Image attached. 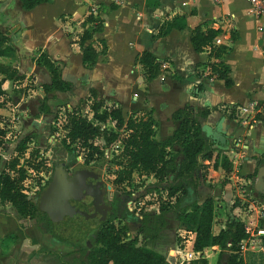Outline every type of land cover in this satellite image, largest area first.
<instances>
[{
  "label": "crops",
  "instance_id": "0c3cea01",
  "mask_svg": "<svg viewBox=\"0 0 264 264\" xmlns=\"http://www.w3.org/2000/svg\"><path fill=\"white\" fill-rule=\"evenodd\" d=\"M94 8L103 27L86 46L92 45L102 54L94 65L84 66L80 37ZM250 10L248 0H223L220 4L213 0H46L30 11L22 9L20 0H0V31L8 37L4 48L11 50L2 62L24 77L5 86L26 79L21 69L48 72L36 63L46 54L61 67L62 79L72 85L70 91L51 96L69 94L77 100L86 95L108 107L118 104L125 119L130 109L143 118L151 116L156 140L174 134L177 124L173 115L186 105L197 115L208 110L209 115L200 117V122L216 150L214 159L226 153L233 162L234 177L248 180L264 205L260 199L264 197V14L257 18ZM68 19L70 29L64 26ZM170 25L172 29L165 33ZM198 27L220 32L214 43L227 48L223 61L231 71L233 87L227 88L223 80L208 74V64L217 60L210 58V48L201 53L194 50L192 37ZM144 52L156 58L158 68L168 66L151 81L138 63ZM50 81L51 77L45 84ZM253 103L259 105L258 114L249 125L230 113L232 107L249 108L252 113ZM211 162L204 164L210 166ZM221 170L212 166L209 178ZM259 175L263 181L260 191L256 190ZM230 187L224 188L225 200L231 197ZM202 190L201 186L204 202L216 199L220 187L211 196ZM12 208L0 201V264H63L54 255L62 248ZM224 227L217 232L214 227V233Z\"/></svg>",
  "mask_w": 264,
  "mask_h": 264
},
{
  "label": "trees",
  "instance_id": "16d2710c",
  "mask_svg": "<svg viewBox=\"0 0 264 264\" xmlns=\"http://www.w3.org/2000/svg\"><path fill=\"white\" fill-rule=\"evenodd\" d=\"M45 1L20 0L22 9L27 11ZM102 27L103 21L98 13L91 14L85 22V30L80 37L84 66L94 65L102 54L92 45L86 46ZM171 29L172 25L164 32L167 33ZM219 33L198 27L193 33L192 44L198 53L207 48L211 49L210 58L217 60L208 64L212 76L223 80L226 87L231 88L233 87L231 71L223 61L227 48L216 47L214 43ZM7 41V35L0 31V109L5 107V102L1 101L7 95L5 83L24 79L15 68L2 62V59L11 53L9 47L4 48ZM36 63L37 66L46 69L51 77L50 83L43 85L46 94L44 100L55 93H66L72 89V85L62 79L61 67L48 55L42 54ZM138 63L146 71L148 81L158 76L156 58L150 52H144ZM92 93L96 95L94 91ZM233 108L232 111H235L236 107ZM91 114L89 117L81 115L79 111H73L67 115L64 141L65 144L68 142L67 149L72 152L70 146L77 145L84 151L87 163L93 162L98 165L99 160L105 159L106 150L121 145L122 161L119 165L122 170L119 171L115 183L132 181L134 173H140L156 180V184L150 186L151 191L159 192L162 189L174 201L169 204L162 203L157 212L141 211L139 214H133L126 208L124 218L132 217L130 220L138 229L136 237L129 238L125 227H118L113 221L106 222L96 233L92 247H80L76 258L68 264H169L166 256L156 251L154 247L162 234L175 224L180 225V229L195 234L193 244L195 252L203 254L213 248H219L221 255L217 264H222L224 253L229 254L227 264H264V257L260 253L248 252L245 256L240 255V245L247 239V234L238 215H229L225 227L215 234V199L207 198L204 204L200 205V187L206 181L202 173L208 169L204 162L215 160L214 170L223 169L227 175L232 174L234 169L233 162L226 153L214 159L216 150L203 133L200 122V117L205 118L209 115L208 110L197 115L191 106L186 105L173 115L177 124L174 134L160 141L155 138V122L151 116L141 119L131 117L126 120L120 105L108 107L98 99H95L91 106ZM2 123L3 118L0 114V126ZM110 123H114V128H107ZM6 137V131L0 127V150L4 149L7 152L10 147ZM32 139L31 136L25 137L15 148L18 156L6 166V169L0 171V201L10 203L22 219L36 220L39 223L50 222L42 215L37 200L25 193L24 182L28 177V170L25 166L19 167L20 156L25 154ZM97 141H104L105 145L100 147L96 144ZM1 162L0 155V166ZM41 164L28 166L40 172ZM102 164L99 166L102 167ZM165 184L167 186H164ZM260 199L264 201V197ZM247 206L237 200L233 212L238 208H248ZM261 226H264V221L261 222ZM87 252L89 255L85 258ZM191 264H209V261L203 258Z\"/></svg>",
  "mask_w": 264,
  "mask_h": 264
},
{
  "label": "rangeland",
  "instance_id": "374dc122",
  "mask_svg": "<svg viewBox=\"0 0 264 264\" xmlns=\"http://www.w3.org/2000/svg\"><path fill=\"white\" fill-rule=\"evenodd\" d=\"M69 24H71V21L68 19L65 21L64 26L67 29H70ZM38 56L39 55H36L34 58ZM162 70L165 69L163 68V65H160L157 73L160 74ZM20 73L24 75L26 79L18 84H8L4 86L6 87L8 94L6 98L3 97L1 99L2 102L5 101V107L0 109V114L3 118V123L0 127L7 133L6 139L9 142L10 150L7 152L4 149L0 150V155L2 157L0 171L6 169V166L18 156V153L15 151L16 146L25 137L31 136L33 138L32 143L28 145L25 154L20 156L19 167L25 166L28 170V177L24 182V190L28 197L33 198L42 181H47L49 178L48 172L51 170L50 165H52L54 161L59 163L63 161L64 151L67 149L68 145V142L67 144L64 142L66 138L65 125L67 115L73 111H79L81 115L91 117V106L93 101H90L89 96L86 95H79L82 98L78 97L77 100L70 99L69 94H59L56 96L50 95L47 100H44L46 96L42 87L45 83L49 82L50 73L45 72L44 70L34 71L31 69H21ZM208 74L212 76L210 70ZM253 104V106L251 105L253 109L252 113L248 111L249 108L247 109V112H242L241 110L236 109L230 113L236 115L241 122L245 121L247 125H249L255 121L256 115L258 114L256 109L259 105L258 103ZM110 106H112V104H110ZM126 116V120L131 117L134 119L143 118L140 112L134 113L131 109ZM107 128H114V123L108 124ZM96 143L100 147L105 145L104 141H97ZM243 144H245V142L240 144V153L243 152ZM121 149L122 146L117 145L113 149L106 150L105 159L98 161L99 164L103 163L102 167H100L99 164L96 167L100 169L99 173L104 179V182L116 191L119 196L125 197L127 207L131 211H134V214H139L141 211L157 212L162 203L169 204L174 201V199L169 198L168 193L162 189H160L159 192L151 191L150 186L156 184V180L153 177L142 176L140 173H134L131 178L132 181L126 180L123 184H116L115 181L118 178L119 171L122 170L119 165L122 161ZM70 150L74 151L76 156H79L81 163L85 162L86 156L84 151L77 145L70 146ZM33 153L34 156H32ZM40 163H42L40 166V172L36 171L34 168H29L28 166L29 164L39 165ZM206 166L210 170L211 167L214 166V161L211 162L210 166ZM208 169L202 173L206 179L201 185L202 189H204L202 192L204 191L206 196H211L213 191L220 187V192L218 191L215 199V232H217L223 225H226L229 215H238L237 213L240 212V208L233 212V207L237 200L243 205H248L247 207L252 210H254V208L259 209L260 206L263 205H261V201L256 197L257 195L252 192L253 189L251 191V184L248 180L242 181L235 178L236 175L234 169L230 175H227L223 170L220 171V174L212 173V178H209L210 171H208ZM228 184H231V187L229 188L231 197L229 200H225L223 191H225L224 188ZM164 186H167V184ZM240 194H242V196H239ZM203 204L204 202L200 199V205ZM12 210L16 213L13 208ZM130 219H125L123 217V219L117 222L116 225H118V227H125L128 232V237L133 238L138 235V229ZM27 220H29L32 227L38 228V221L31 219ZM179 226L180 225L175 224L173 228L166 230L154 247L156 251L165 255L167 259L171 256L170 261L172 264L174 263V260L172 259L173 252L176 251L178 245L183 242L182 237H180L183 229H180ZM179 239L181 242H179ZM86 240L90 242V237L83 240L82 243L86 244ZM70 252V249H63L61 251V253L64 254L62 256L64 261L71 260L73 257L72 255L78 253V250L73 248V252ZM51 253L52 252H48L47 254L50 255ZM220 255L221 251L216 247L215 249L213 248L206 251L202 256L203 258L208 259L209 264H217ZM228 257V253L223 254L222 264H227Z\"/></svg>",
  "mask_w": 264,
  "mask_h": 264
},
{
  "label": "flooded vegetation",
  "instance_id": "af4514ba",
  "mask_svg": "<svg viewBox=\"0 0 264 264\" xmlns=\"http://www.w3.org/2000/svg\"><path fill=\"white\" fill-rule=\"evenodd\" d=\"M61 149V148H60ZM96 163H81L79 156L69 149L64 151L63 161L50 165L47 181H42L34 194L39 209L50 222L38 223L43 235L63 249L91 248L96 233L106 223H117L126 213L127 201L108 186L99 173ZM129 209V208H128ZM130 210V209H129ZM134 214V211H131ZM132 218V217H131ZM45 228L48 231L45 232ZM90 237V242L82 241ZM48 252H46L47 254ZM63 264L62 253L54 254ZM87 252L85 258H87Z\"/></svg>",
  "mask_w": 264,
  "mask_h": 264
},
{
  "label": "built area",
  "instance_id": "2783aa9c",
  "mask_svg": "<svg viewBox=\"0 0 264 264\" xmlns=\"http://www.w3.org/2000/svg\"><path fill=\"white\" fill-rule=\"evenodd\" d=\"M213 1L217 4L223 2V0ZM248 2L251 9V15L260 18L264 14V1L248 0ZM96 11V8H94L92 14L96 15ZM163 68L166 69L168 66L164 64ZM244 111L247 112V108L242 110V112ZM237 214L238 217H240L241 222L244 224L245 232L247 234V239L242 241L240 245V255L245 256L248 252H255L262 254L264 257V226H261V222L264 221V205L260 206L259 209L254 208V210L249 207L244 208ZM180 237H182L183 242L180 243L177 250L173 252V264H191L195 260L203 258L202 253L193 250L195 240L194 233L182 230ZM170 259L171 256L167 259V262L172 264Z\"/></svg>",
  "mask_w": 264,
  "mask_h": 264
},
{
  "label": "water",
  "instance_id": "95a60500",
  "mask_svg": "<svg viewBox=\"0 0 264 264\" xmlns=\"http://www.w3.org/2000/svg\"><path fill=\"white\" fill-rule=\"evenodd\" d=\"M258 179H259L260 181H258V182L256 183V190L260 191V184L263 183V181L261 182V180H262L261 175H259V178H258ZM261 192L264 193L263 190H261Z\"/></svg>",
  "mask_w": 264,
  "mask_h": 264
}]
</instances>
